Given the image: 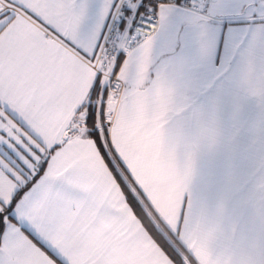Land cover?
<instances>
[{"label":"snow or ice","instance_id":"6c2138e0","mask_svg":"<svg viewBox=\"0 0 264 264\" xmlns=\"http://www.w3.org/2000/svg\"><path fill=\"white\" fill-rule=\"evenodd\" d=\"M0 264H264V0H0Z\"/></svg>","mask_w":264,"mask_h":264},{"label":"crops","instance_id":"0c3cea01","mask_svg":"<svg viewBox=\"0 0 264 264\" xmlns=\"http://www.w3.org/2000/svg\"><path fill=\"white\" fill-rule=\"evenodd\" d=\"M249 112L254 119L259 118V106L258 104H250ZM204 162L203 155L200 158V167ZM199 168L196 173V187L199 191H207V185L200 179ZM153 184H154V198L157 206L162 209L166 215L174 218L179 209V198H180V185L181 176L177 171L170 169L166 163L159 164L153 173ZM208 224V217H202L197 224L193 226V239L198 240L203 234Z\"/></svg>","mask_w":264,"mask_h":264}]
</instances>
